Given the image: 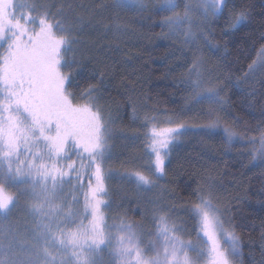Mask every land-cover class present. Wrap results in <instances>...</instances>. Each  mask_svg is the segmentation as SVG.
Wrapping results in <instances>:
<instances>
[{
  "label": "snow or ice",
  "instance_id": "1",
  "mask_svg": "<svg viewBox=\"0 0 264 264\" xmlns=\"http://www.w3.org/2000/svg\"><path fill=\"white\" fill-rule=\"evenodd\" d=\"M231 2L183 0L182 13L181 0H158L151 6L149 0H112L110 7L117 17L121 11L133 12L141 26L145 13L149 19L151 14L160 16L161 35L182 36L185 45H194L209 16L219 18L228 12L233 29L248 18L246 10L235 11L234 3L230 9ZM81 21L77 17L75 24L71 22L63 4L0 0V225L17 211L32 218V226L23 231L0 226L4 238L0 264H103L105 250L108 264H198L205 255L210 264H233L239 237L225 227L211 190L194 192L196 200L187 209L198 225L203 249L185 240L186 229L162 208L154 209L155 231L149 235L155 238L147 243L138 226L123 217L118 224L108 223L111 132L97 86L79 90L73 75L78 62L67 58L79 43L76 25ZM111 27L119 33L129 25L114 20ZM258 70L264 71V46L248 65L245 81ZM206 71L204 60L194 53L181 79L190 90L187 100L192 108L208 106L197 113L205 123L169 119L170 126L159 127L155 117H145V127L152 124L145 134L151 160L147 174L134 170L120 177L135 185L138 193L151 191L167 174L166 162L180 137L190 132L218 134L217 110L227 101L221 95L220 78L213 83ZM222 131L229 145L239 139L229 127ZM250 142L259 143L250 153L252 163L264 166V131L258 141Z\"/></svg>",
  "mask_w": 264,
  "mask_h": 264
},
{
  "label": "trees",
  "instance_id": "2",
  "mask_svg": "<svg viewBox=\"0 0 264 264\" xmlns=\"http://www.w3.org/2000/svg\"><path fill=\"white\" fill-rule=\"evenodd\" d=\"M39 2L63 4L74 24L82 18L76 25L79 43L67 58L78 62L73 75L79 90L97 86L99 106L111 132L108 223L118 224L123 217L138 226L147 243L155 238L149 235L155 231L154 209L162 208L186 229L183 238L194 242L197 224L187 209L196 200L194 192L211 190L225 225L239 237V264H264V166H254L248 144L264 131V71L244 79L248 65L264 46V0H232L230 9L234 3L235 11L246 10L248 18L233 29L228 12L211 17L203 33H198V38H204L194 45H185L181 37L161 35V17L155 14L149 19L145 13L143 26L133 12L121 11L117 17L110 7L112 0ZM149 4L154 3L149 0ZM114 20L129 25L127 31L117 33L111 27ZM194 53L204 60L205 75L211 72L213 83L220 78L221 95L227 101L217 110L220 127L231 128L243 142L227 144L222 131L211 137L190 132L180 137L157 187L138 193L135 185L120 177L134 170L147 174L151 160L145 134L152 124L145 127V117H155L159 127L170 126L169 119L190 125L206 122L197 113L208 106L192 108L187 100L190 90L181 83ZM0 226L23 231L32 226V218L17 211ZM102 255L103 264H108V251Z\"/></svg>",
  "mask_w": 264,
  "mask_h": 264
},
{
  "label": "rangeland",
  "instance_id": "3",
  "mask_svg": "<svg viewBox=\"0 0 264 264\" xmlns=\"http://www.w3.org/2000/svg\"><path fill=\"white\" fill-rule=\"evenodd\" d=\"M150 1H152L154 4H156V3L158 2V0H150ZM192 2H193V4H195V0H192ZM178 11H180L181 13H182V11H183V0H181V8H180ZM210 18H211V16L208 17V20H209ZM208 20H207V21H208ZM166 31H167V29H166ZM166 31H165V32H166ZM180 37L183 38L182 36H180ZM203 38H204V37H203ZM203 38H202V39H203ZM202 39H201V38H198V41L200 42ZM196 45H197V44H196ZM197 50H199V49H197ZM2 51H3V48H0V52H2ZM222 129H223V127L221 126V127H220V130H219L218 132L222 131ZM221 133H222V135H223V131H222ZM223 137H224V135H223ZM256 140L258 141L259 139H256ZM236 142H241V143H242L243 141H241L240 139H238ZM236 142H234V143H236ZM248 144L251 146V150L253 149V147L259 148V143H257L256 145H253V144L249 141ZM85 178L87 179V177H85ZM225 227H226L229 231H232L230 227H227L226 225H225ZM197 230H198V225H197ZM2 240H4V238H3V237H0V241H2ZM193 244L196 245L197 247L201 248V249L204 248V245L201 244L200 241H199L197 238H196V241L193 242ZM191 255H192L193 257H195L196 254H195V253H191ZM239 256H240V251H239V255H238L237 257L234 258L233 264H239ZM198 264H210L209 257H208L207 255L201 257V258L199 259Z\"/></svg>",
  "mask_w": 264,
  "mask_h": 264
}]
</instances>
